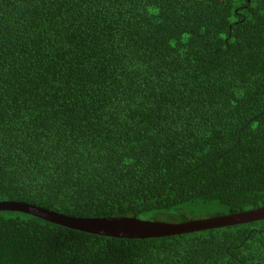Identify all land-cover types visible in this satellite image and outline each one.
<instances>
[{
    "label": "trees",
    "instance_id": "obj_1",
    "mask_svg": "<svg viewBox=\"0 0 264 264\" xmlns=\"http://www.w3.org/2000/svg\"><path fill=\"white\" fill-rule=\"evenodd\" d=\"M182 224L264 208V0H0V203ZM0 264H264V220L116 239L0 211Z\"/></svg>",
    "mask_w": 264,
    "mask_h": 264
},
{
    "label": "water",
    "instance_id": "obj_2",
    "mask_svg": "<svg viewBox=\"0 0 264 264\" xmlns=\"http://www.w3.org/2000/svg\"><path fill=\"white\" fill-rule=\"evenodd\" d=\"M0 211L21 212L72 230L129 240L182 236L264 220V208L213 219L193 220L182 224L147 222L136 217L77 218L58 214L34 205L15 202L0 203Z\"/></svg>",
    "mask_w": 264,
    "mask_h": 264
}]
</instances>
